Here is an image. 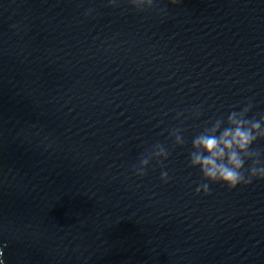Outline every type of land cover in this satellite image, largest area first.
<instances>
[{"label": "water", "instance_id": "obj_1", "mask_svg": "<svg viewBox=\"0 0 264 264\" xmlns=\"http://www.w3.org/2000/svg\"><path fill=\"white\" fill-rule=\"evenodd\" d=\"M248 102L264 0H0V264H264V180L197 196L189 162ZM157 143L168 184L132 175Z\"/></svg>", "mask_w": 264, "mask_h": 264}, {"label": "clouds", "instance_id": "obj_2", "mask_svg": "<svg viewBox=\"0 0 264 264\" xmlns=\"http://www.w3.org/2000/svg\"><path fill=\"white\" fill-rule=\"evenodd\" d=\"M118 0H110L112 7L117 6ZM137 10L152 9L155 0H128ZM178 0H171L175 5ZM92 15L89 9L85 16ZM18 29L19 25H11ZM199 106L193 109L195 117L201 115ZM253 105L248 102L240 110L231 111L227 115L226 123L223 119L211 121V127L192 140V150L189 154L190 167L199 169L202 181L197 184V196L210 195V186L222 184L229 190H236L240 186H251L255 180H264V157L256 147L258 142L264 141V116L249 118ZM182 114L177 115V119ZM170 137L179 147L184 146L181 129L170 132ZM168 149L160 143L151 146L142 154L138 164L133 166L132 175L143 179L149 167L155 161L161 168L160 180L163 184L170 182L168 171L164 170V162L169 159Z\"/></svg>", "mask_w": 264, "mask_h": 264}]
</instances>
